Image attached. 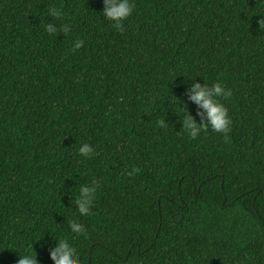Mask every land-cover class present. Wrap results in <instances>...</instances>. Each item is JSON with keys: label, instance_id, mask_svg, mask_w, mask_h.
Segmentation results:
<instances>
[{"label": "trees", "instance_id": "1", "mask_svg": "<svg viewBox=\"0 0 264 264\" xmlns=\"http://www.w3.org/2000/svg\"><path fill=\"white\" fill-rule=\"evenodd\" d=\"M133 3L120 31L103 0H0V264L61 236L79 264H264V0ZM190 79L231 91L227 133L181 129Z\"/></svg>", "mask_w": 264, "mask_h": 264}, {"label": "clouds", "instance_id": "2", "mask_svg": "<svg viewBox=\"0 0 264 264\" xmlns=\"http://www.w3.org/2000/svg\"><path fill=\"white\" fill-rule=\"evenodd\" d=\"M103 5V17L111 21L114 28L123 31V21L133 12V0H103ZM48 15L53 18H60L62 12L56 7H50L48 9ZM259 24L261 26V20ZM44 27L49 34H56L58 31L54 23H47ZM69 30L67 24L63 25L60 29L63 33H67ZM82 46V41H77L74 45L77 49ZM190 80L192 82L187 87L186 95L188 100L197 105L200 110L197 112V115L200 117V122L197 123L195 118L187 110V105L184 104L182 107L181 104L184 102L179 101L180 103L176 108V113H182V119L177 114L182 125L181 129L193 139L207 128H210L213 132L227 133L231 121L226 107L220 102V98L229 97L231 91L219 82L208 86L206 83L202 85L196 79ZM159 123L161 126H165L167 122L166 120H161ZM92 152L93 147L89 143H83L79 147V154L82 156L87 157ZM96 193L97 186L95 181L79 185L78 195L74 196L72 203L75 204L81 215H88L90 213ZM67 226L73 233H83L85 231L84 225L78 219L68 221ZM54 239L56 243L49 249L48 253L53 264H79L77 248L74 244L62 236ZM18 253L19 259L17 260V264H38L37 253L33 250V245L29 246V250L24 254Z\"/></svg>", "mask_w": 264, "mask_h": 264}]
</instances>
